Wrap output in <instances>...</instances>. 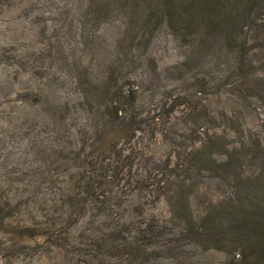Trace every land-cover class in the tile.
Listing matches in <instances>:
<instances>
[{"label": "rangeland", "instance_id": "374dc122", "mask_svg": "<svg viewBox=\"0 0 264 264\" xmlns=\"http://www.w3.org/2000/svg\"><path fill=\"white\" fill-rule=\"evenodd\" d=\"M238 1L227 0L230 8ZM166 14L163 0H0V207L13 225L72 222L63 249L1 230L0 264H185L189 257L221 264L229 247L221 236L199 241L188 230L208 231L201 220L218 206L235 207L233 215L264 212V157L241 146L251 135L264 137V42L251 21H264V0L241 23L262 78H251L250 96L235 76L227 79L233 58L222 35L210 39L200 27L193 41L183 38ZM192 42L201 50L192 51ZM183 61L189 73L176 68ZM82 70L98 88L113 75L137 92L145 117L161 114L120 147L130 159L119 183L103 188V204L72 199L79 169L62 159L91 131L85 96L72 87ZM178 96L183 104L164 116ZM238 122L241 132L233 130ZM213 131L240 147L233 155L228 146L206 148L225 165L187 155L193 132ZM114 159L106 160L111 170ZM222 221L230 239L234 232ZM108 243L117 250L99 254Z\"/></svg>", "mask_w": 264, "mask_h": 264}, {"label": "trees", "instance_id": "16d2710c", "mask_svg": "<svg viewBox=\"0 0 264 264\" xmlns=\"http://www.w3.org/2000/svg\"><path fill=\"white\" fill-rule=\"evenodd\" d=\"M219 1L189 0L184 4H177L173 0H163L167 12L165 17L173 21L180 36L183 38L189 37L192 41L196 38L197 29L200 27H204L207 30L206 35L210 39L214 38L215 34L217 36L222 35L227 60L231 61V58H233V70L227 79L235 76L237 87H243L245 95L250 96V93L254 90L249 83L252 81L251 78H256L257 80L262 78L257 76V65H254L249 57L251 43L248 33L242 29L241 23L243 22L242 19L250 20V9L254 8L261 0H239L234 8H230L227 0L220 1V3ZM251 21L252 25L257 27L256 39L258 40L259 38L264 42V21L257 18ZM190 46V49L194 52L201 50L193 42ZM193 59L192 55L186 60L191 61ZM188 61L179 63L176 68L181 70L187 68L189 65ZM185 71L189 73L188 68ZM235 82H227L226 85L233 86ZM72 84L77 94L85 96V111L89 114L91 123V131L80 135L81 144L79 149H69L68 153L65 151V156L62 158L65 160L66 165L73 161L77 169H79V194H74L72 199L78 200L82 205L92 200V203L101 202L103 204V200L99 201V197L105 198L103 196V188L106 185L119 183L122 166L128 164L127 159H130L128 156H123V150L120 147L129 144L137 132L142 131L146 127H151L157 118L161 119V114L145 117L137 104V92L132 87L125 88L124 85H119L113 75L110 76L103 88H98L90 81L87 72L82 70L80 76L78 78L75 77ZM103 95H105L106 102L101 100ZM184 99L178 96L164 111V116L168 117L176 112V108L183 104ZM211 114L207 112V115L212 117ZM242 124L238 122L233 130L243 131ZM193 133H195L191 138L193 147L187 153L191 159L199 161L203 159V162L225 165L226 162L218 157L215 159L213 152H210L211 149L206 151V148L208 150L209 148H226L228 146L232 149V155L237 154L236 151L240 148L225 143L224 137L218 135L215 131L210 135L205 133L203 137L200 134H196V132ZM205 137L207 139L204 140L203 138ZM246 141L243 140V144L241 143L242 148L251 149L254 147L259 152V155L264 157V137L257 139L251 135ZM84 150H87L88 154L82 155ZM112 156L116 162L113 170L110 169V164L106 163V160H110ZM81 167L91 168L92 171L84 173L80 170ZM179 183L181 186H185L186 180L179 179ZM217 208L218 212L214 210L212 214H206L201 220L203 223L209 224L208 231L203 228L196 230L191 228L188 230V235L192 239L199 241L216 239L221 236V242L229 246L226 251L228 259H223L221 264H264V212L262 214L259 213L263 209L257 208L249 212L242 211L240 215L238 213L233 215L234 210H236L235 207H229L228 211H225L223 206H218ZM75 211H77L76 214H81L83 209L79 207ZM218 215L226 216L228 219ZM8 218L11 217H8L4 208L0 207V231L16 234V236L27 240L46 238L53 248L63 249V246L68 243L70 235L69 223H72L69 220L64 224H59V227L57 225L55 228H47V223H43L42 226L38 227L13 225ZM218 218H221L220 223L214 221V219ZM70 219L75 220V218ZM259 219L262 220L260 221ZM222 220L228 222V228L234 232L230 239L222 235V223L224 222ZM53 226L55 224L51 223V227ZM216 242L218 241L216 240ZM97 249L99 254L109 257L107 252L117 250V247L108 243L98 246ZM189 258L185 264H204L201 263L199 258L196 261H194V257Z\"/></svg>", "mask_w": 264, "mask_h": 264}]
</instances>
